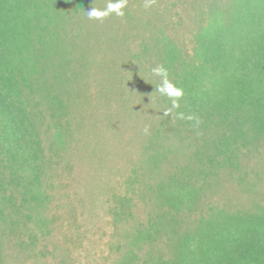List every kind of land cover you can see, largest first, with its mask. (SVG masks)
I'll return each mask as SVG.
<instances>
[{
  "label": "trees",
  "instance_id": "trees-1",
  "mask_svg": "<svg viewBox=\"0 0 264 264\" xmlns=\"http://www.w3.org/2000/svg\"><path fill=\"white\" fill-rule=\"evenodd\" d=\"M72 1L0 0V215L11 223L14 216L19 218L40 235L33 234L31 241L48 256L52 249L54 264H63L66 255L57 243L51 212L58 198L51 178L54 161L60 166L71 153L77 160L81 142L95 169L112 157L118 143L99 132L97 116L109 126L120 121L131 99L126 93L131 96L146 83L156 96L155 105L167 106L170 114L150 119V109L142 108L150 130L147 158L133 167L129 183L145 186L138 192L145 191L146 205H157L156 212L147 221L134 217L128 199L126 209L114 213L110 251L115 257L106 264H264V0H176L189 5L198 18L197 29L189 26L191 43L178 35L184 20L171 26L156 11L161 25L137 22L147 36L136 52L127 49L132 53L128 62L130 28L129 34L119 26L109 35L104 20L97 21L92 34L103 59L90 57L94 49L77 29L71 44L75 54L71 59L64 55L61 29L69 21L66 6ZM104 3L103 9L109 1ZM125 11L126 16L127 7ZM90 65L101 74L94 82L97 98L88 89ZM160 66L183 92L178 107L158 91L163 78L153 69ZM137 103L130 102L133 107ZM45 112L52 122L46 134L53 141L49 157L40 131ZM193 161L203 169H188ZM211 168L230 174L236 191L248 200L239 204L235 193L222 206L197 214L190 247L188 233L180 241L175 220L182 206L190 215L195 204H203L208 193L196 184V176L202 177L203 170L216 174ZM224 192L221 188L220 194ZM162 246L166 255L159 254Z\"/></svg>",
  "mask_w": 264,
  "mask_h": 264
},
{
  "label": "rangeland",
  "instance_id": "rangeland-1",
  "mask_svg": "<svg viewBox=\"0 0 264 264\" xmlns=\"http://www.w3.org/2000/svg\"><path fill=\"white\" fill-rule=\"evenodd\" d=\"M105 1L109 0H89L91 5L90 3L83 5L82 0H74L67 4L66 10L69 15V21L66 20L64 22L65 29H61L65 32V35L60 47L68 59L73 58L72 56L75 54V50L72 51L71 44L74 40L73 34H76V29L86 43L94 49L90 52V57L98 56V60L103 59L102 54H99V51L102 52L103 49L95 45V39L92 35L97 27V20L89 19L87 11H90L91 8L103 9L101 5H104ZM126 7L129 11L126 16L119 17L113 13L105 18L104 21L109 35L115 32L114 29L116 27L122 26V31L125 34H129V32H126L127 27L130 28L132 34L127 36V48L125 50L127 62L132 54H128L127 49L136 52L139 43L145 39L143 37L147 36L143 34L142 27L138 28L137 22H142L143 25V22L149 21L152 26L161 25L156 20V11L158 17L165 16L171 26L177 25L179 20H184L185 23L179 29L178 35L181 38L186 37L189 42L191 39L189 26L191 25L195 29L199 26L196 13L191 10L190 6L182 5L176 0H126ZM195 10L199 12L198 9ZM132 17L134 21H132ZM169 32L172 34L171 30ZM99 41L104 40L99 38ZM142 73L145 77L149 76L148 72L142 71ZM100 76V71H97L95 66L90 65L88 69V89L94 98H97L95 90L98 88L94 82ZM135 89L131 96L126 93V97L131 99L126 104L128 107L120 121L117 120L109 126L108 122L101 121L100 116L102 115L97 116L98 121L100 120L97 123L99 132L106 139L112 138L114 140L112 143H118L116 147L111 149L112 157L106 159L100 167L95 169L90 165V160L86 157L89 151L81 150L85 147V144L81 142L78 148L77 160L74 159L75 156L71 153L65 157V161L60 166L57 165L56 167V161H54V172L51 173V178H54L56 196L58 198L56 199L57 204L51 212L56 220L55 236L57 243L66 255L63 264H106V261L115 257L113 252L110 251V245L114 242L112 237L116 235L112 225L115 217L114 213L124 211L126 209L125 205H128V199L131 200L129 208L132 209L131 213L134 217L147 221L151 216L155 215L157 205L150 203L146 205L148 202L144 200L145 191L138 192L143 190L145 186L133 185L132 187L129 181L134 179L133 167L139 166L147 158L145 145L150 130L146 126L148 114L142 108L147 105L152 113L150 119L155 118L157 120L167 117L168 115L166 116L165 112L170 114V111L165 105L164 107L155 105L156 96L152 93L148 84L140 83ZM131 101H137V106L133 107L130 104ZM42 109L45 110L44 106ZM109 111L112 112L113 110ZM45 117V121L40 126V131L44 141V154L49 157L51 155L50 145L53 141L50 138V134L48 136L46 134L49 126V130L52 129V122L48 118L47 112H45ZM75 138L79 142L77 135ZM91 139L92 136L89 137V140ZM183 162L180 161V165ZM186 167L192 172L203 169L200 164L194 161ZM209 170L214 171L216 174L203 170L204 172H201L202 177L196 176V184L200 183L208 193L203 198V204H195L190 215L185 213L186 208L182 206L178 210V216L175 220V224L178 225L176 230L181 235L180 241L182 242V236L188 233L189 235L186 236L188 237L187 245L190 247H193L190 240L196 236L195 225L199 219L197 214L204 213L208 208L222 206L232 195L235 196V193L239 195V204H245L246 200H248L240 190L236 191L230 182V179L232 180L230 174L225 173L221 169L211 168ZM262 174L264 179V170ZM142 177L143 174H139L138 180L140 182L144 179ZM1 181L4 182V179L0 180V184ZM221 188L225 190L222 194H220ZM136 194H138V197L134 200ZM151 199L155 200L156 198L152 196ZM16 201L15 199L14 203L18 206ZM4 209L7 210V214L11 210L10 206ZM33 234L38 239L40 238L39 234L37 235L27 230L19 221V218L14 216V223H11L8 216L4 213L2 216L0 215V264H54L52 249L48 248L49 256L44 254L42 247H39L40 244L31 241ZM167 235L170 236V233L168 232ZM165 242L166 239H164V244ZM162 249L163 246L160 247L159 254L166 255L167 252H162ZM177 254L179 259V252ZM44 255L45 257H43Z\"/></svg>",
  "mask_w": 264,
  "mask_h": 264
},
{
  "label": "clouds",
  "instance_id": "clouds-1",
  "mask_svg": "<svg viewBox=\"0 0 264 264\" xmlns=\"http://www.w3.org/2000/svg\"><path fill=\"white\" fill-rule=\"evenodd\" d=\"M125 7L126 0H109L106 8L104 9H96L91 8L90 11H87V16L89 19H94L97 21H103L108 16L113 13L116 16L123 17L125 15ZM153 73L157 76L163 78V87L159 88L158 91H161L165 96H167L172 103V107L179 106V100L183 96V92L180 88L176 87L173 83H171L168 79V70L163 66L157 67L153 69ZM170 111V110H169ZM165 115H169V112H165ZM179 118L183 119V114L178 113ZM189 119H193V117H189ZM199 123V121H197Z\"/></svg>",
  "mask_w": 264,
  "mask_h": 264
}]
</instances>
